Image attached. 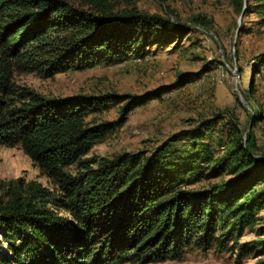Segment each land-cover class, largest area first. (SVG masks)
Segmentation results:
<instances>
[{
	"label": "trees",
	"instance_id": "1",
	"mask_svg": "<svg viewBox=\"0 0 264 264\" xmlns=\"http://www.w3.org/2000/svg\"><path fill=\"white\" fill-rule=\"evenodd\" d=\"M229 2L242 15L264 13V0ZM168 13L116 11L108 0H0V145L19 144L55 186L18 180L0 198V264H147L179 260L188 249L234 252L235 264L264 255V225L255 239L239 243L264 210V152H256L251 130L244 138L236 124L230 126L221 152L207 156L198 173L207 181L230 177L196 189L168 166L163 170L159 159L179 140L196 150L218 114L174 134L149 155L89 160L84 156L96 140L161 91L46 97L27 88L17 92L10 82L13 66L52 77L143 59L151 46L176 47L190 28ZM190 22L210 25L200 14ZM263 63L261 56L256 65ZM191 79L185 74L175 85ZM112 103L120 105L117 120H88ZM258 121H264L263 104L250 125ZM193 161L184 174L195 172ZM74 165L75 172L67 170Z\"/></svg>",
	"mask_w": 264,
	"mask_h": 264
},
{
	"label": "rangeland",
	"instance_id": "2",
	"mask_svg": "<svg viewBox=\"0 0 264 264\" xmlns=\"http://www.w3.org/2000/svg\"><path fill=\"white\" fill-rule=\"evenodd\" d=\"M80 5L83 0H68ZM114 10L134 7L139 11L167 16L189 26L190 31L175 47L151 46L143 59L128 58L116 64H100L84 70H69L52 77L22 66H13L10 82L17 92L31 89L46 97L74 95H142L159 89L160 96L132 109L125 122L96 140L85 159L113 158L124 152L151 154L174 134L195 127L218 114L219 120L205 128L198 147L193 150L187 140L171 143L162 157L160 167L174 175H182L192 188L207 187L228 174L207 181L198 176L205 167V158L214 157L225 145L228 130L234 123L243 137L251 130L257 153L264 152V121L250 125L251 116L264 105V63H256L264 56V13L255 9L244 15L238 13L229 0H108ZM200 14L210 20L208 29L193 26L190 18ZM174 18V17H173ZM172 19V18H171ZM256 70V71H254ZM1 73V68H0ZM192 75L189 82L175 85L177 78ZM1 81V79H0ZM119 104H110L88 117L92 122L117 120ZM195 172L184 174L195 159ZM194 165V164H193ZM76 171V166L67 168ZM18 180L37 181L54 188L47 178L17 144L0 145V198ZM249 225L239 243L253 240L264 225V210ZM5 247V244H0ZM132 264V263H126ZM147 264H235L234 252L188 249L179 260H165ZM241 264H264V255L246 256Z\"/></svg>",
	"mask_w": 264,
	"mask_h": 264
}]
</instances>
